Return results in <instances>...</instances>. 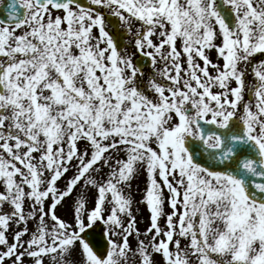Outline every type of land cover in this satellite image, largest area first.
<instances>
[{
    "label": "snow or ice",
    "instance_id": "obj_1",
    "mask_svg": "<svg viewBox=\"0 0 264 264\" xmlns=\"http://www.w3.org/2000/svg\"><path fill=\"white\" fill-rule=\"evenodd\" d=\"M0 264H264V0H0Z\"/></svg>",
    "mask_w": 264,
    "mask_h": 264
}]
</instances>
